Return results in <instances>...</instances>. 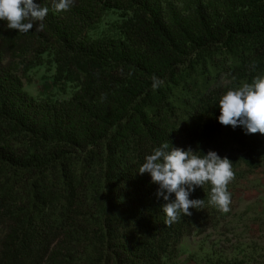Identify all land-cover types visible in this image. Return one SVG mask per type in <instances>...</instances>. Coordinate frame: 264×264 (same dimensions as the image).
I'll list each match as a JSON object with an SVG mask.
<instances>
[{
    "label": "trees",
    "instance_id": "obj_1",
    "mask_svg": "<svg viewBox=\"0 0 264 264\" xmlns=\"http://www.w3.org/2000/svg\"><path fill=\"white\" fill-rule=\"evenodd\" d=\"M34 2L49 11L28 33L0 21V264H177L186 241L227 229L264 172V134L216 119L227 90L264 75V0ZM166 142L232 162L227 212L206 182L189 196L203 205L165 223L138 169Z\"/></svg>",
    "mask_w": 264,
    "mask_h": 264
},
{
    "label": "clouds",
    "instance_id": "obj_2",
    "mask_svg": "<svg viewBox=\"0 0 264 264\" xmlns=\"http://www.w3.org/2000/svg\"><path fill=\"white\" fill-rule=\"evenodd\" d=\"M71 2L54 0V11H67ZM48 11V7H41L34 0H0V21L19 33H28L33 22H42ZM36 25L43 27L42 23ZM159 84L158 78L153 77L152 87ZM217 107L216 119L221 125L233 129L240 126L245 135L264 134V75L227 90L219 98ZM138 173H147L157 185V198L166 202L161 207L166 224H172L181 214L190 216V208L203 205V199H189V196L206 182L211 186L208 203L220 211L229 210L231 194L227 185L234 177L232 162L213 150L197 154L191 148H172L168 142L162 143L144 158Z\"/></svg>",
    "mask_w": 264,
    "mask_h": 264
},
{
    "label": "rangeland",
    "instance_id": "obj_3",
    "mask_svg": "<svg viewBox=\"0 0 264 264\" xmlns=\"http://www.w3.org/2000/svg\"><path fill=\"white\" fill-rule=\"evenodd\" d=\"M39 75L40 72L35 74L33 82L24 86L32 96L40 91ZM234 212L222 233L210 232L186 241L177 264H192L190 260L200 263L207 258L231 259L239 256V252L261 253L264 262V228L259 229L264 220V172L251 179Z\"/></svg>",
    "mask_w": 264,
    "mask_h": 264
}]
</instances>
